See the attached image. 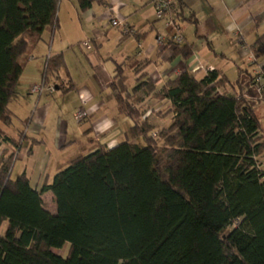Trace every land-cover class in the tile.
Segmentation results:
<instances>
[{"label":"trees","instance_id":"16d2710c","mask_svg":"<svg viewBox=\"0 0 264 264\" xmlns=\"http://www.w3.org/2000/svg\"><path fill=\"white\" fill-rule=\"evenodd\" d=\"M60 1L0 0V121H11L7 107L29 39L58 28ZM96 1L106 3L78 0L80 10ZM172 5L177 20L182 7ZM180 44L175 53L189 58L191 45ZM131 63L135 84L118 64L111 88L132 121L129 135L145 147L123 141L75 156L38 191L25 172L12 178L23 139L0 131L14 145L0 156V264H264V98L256 73L231 82L217 70L202 79L186 70L157 89L144 72L148 61ZM64 67L62 53L50 56L42 82L71 91ZM154 97L171 105L170 122L157 132L141 109ZM47 191L55 213L42 198ZM66 244L67 256L54 251Z\"/></svg>","mask_w":264,"mask_h":264},{"label":"crops","instance_id":"0c3cea01","mask_svg":"<svg viewBox=\"0 0 264 264\" xmlns=\"http://www.w3.org/2000/svg\"><path fill=\"white\" fill-rule=\"evenodd\" d=\"M105 2L96 1L82 11L78 0H61L58 28L46 30L38 41L29 39L27 52L21 57L25 69L7 107L11 121H0V131L11 140L23 139L15 150L13 169L19 160L21 165L12 178L25 172L38 191L45 183L51 184L59 169L75 157H64L68 148L77 146L79 155L88 154L99 147H114L123 136L121 132L127 133L120 129L127 116L119 113L111 88L118 64H123L134 85L138 76L131 61L147 60L144 72L157 89L186 70L198 79L217 70L231 82L240 75L261 69L264 72V41L260 40L264 36V0H172L182 7L177 8L181 16L176 20L173 13V17L184 39L180 45H191L189 58L175 53L176 42H172L166 21L156 16L155 0ZM114 17L135 34H124L112 26L110 19ZM159 37L163 38L161 43ZM61 53L65 67L60 75L65 86L73 89L63 93L56 88L41 95L31 92L34 84L43 81L50 56ZM85 59L89 61L86 68ZM68 99L71 104L67 109ZM164 102L169 110V100ZM262 105L258 108L260 118L264 114ZM71 108L88 113V124H81L77 139L68 138L71 128L64 115ZM13 151L14 145L4 141L0 156ZM46 197L56 200L51 191L42 194L44 202Z\"/></svg>","mask_w":264,"mask_h":264},{"label":"rangeland","instance_id":"374dc122","mask_svg":"<svg viewBox=\"0 0 264 264\" xmlns=\"http://www.w3.org/2000/svg\"><path fill=\"white\" fill-rule=\"evenodd\" d=\"M85 58V57H84ZM86 61V62H85ZM84 61V67H88L87 63H89L88 60L85 59ZM65 103H67L66 108L68 109L69 104H71V100L68 99ZM264 106V105H262ZM261 106V107H262ZM73 108V107H72ZM72 108L70 110L66 109V114L65 119H67L69 121V128H71V132L68 135L69 139H77V137H79L80 132H81V124H88V121L83 119V120H79L77 118V112H73ZM74 109V108H73ZM142 111L144 114H146L150 120H153V124L156 127V132L158 130H160L162 127L166 126L170 120H171V116H167L165 117L163 113H166L168 111L167 109V103L164 102V100H159L158 98H146L145 102L143 103L142 107H141ZM155 112H161V116H158L155 114ZM259 113L261 114V108L259 110ZM163 114V115H162ZM125 122H121L120 124V129L122 131L127 132L125 135L123 134L124 132H121V134L123 135L119 140L120 142L123 141H133L136 142L137 144H139L142 147L146 146V141L143 137L137 138L135 140H133L131 138V136L129 135V132L126 131L129 129V127L131 126V120L128 117H123ZM260 121L262 123L263 126V131H264V114L261 116ZM119 142V143H120ZM50 144V143H49ZM78 147L77 146H72L71 148H68L66 150V153L64 155V157H71V156H76L79 155L78 154ZM86 153V152H85ZM63 158V157H62ZM259 161L262 165V168L264 169V155H262L259 158ZM21 165V161H17L16 162V166L12 171V177L16 176V173L18 171V168ZM45 206L46 208L50 211V212H54L57 209V204H56V200H52L49 197L45 198ZM69 244H66L62 249H55L54 251L62 256H67L68 252H69Z\"/></svg>","mask_w":264,"mask_h":264},{"label":"built area","instance_id":"2783aa9c","mask_svg":"<svg viewBox=\"0 0 264 264\" xmlns=\"http://www.w3.org/2000/svg\"><path fill=\"white\" fill-rule=\"evenodd\" d=\"M156 16L158 19L165 20L166 24L171 29V37L175 42L182 43L184 41L183 36L178 28L177 23L173 18V5L172 0H155ZM110 23L114 27H119L122 30V33L128 35H134L135 30L131 29L124 21L119 20L117 17L111 18ZM158 41L161 43L163 41L162 37L158 38ZM85 45L90 47L89 42H86ZM255 83L258 88V93L261 98H264V72L259 70L256 73ZM44 91H55L53 85L48 86L43 82L40 84H34L31 88V92L41 95ZM81 97H83L81 95ZM88 117V113L85 110H79L77 113V118L81 121ZM4 141L0 138V147Z\"/></svg>","mask_w":264,"mask_h":264}]
</instances>
